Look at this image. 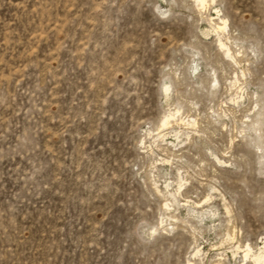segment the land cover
<instances>
[{"label": "rangeland", "instance_id": "rangeland-1", "mask_svg": "<svg viewBox=\"0 0 264 264\" xmlns=\"http://www.w3.org/2000/svg\"><path fill=\"white\" fill-rule=\"evenodd\" d=\"M261 248L264 0H0V264Z\"/></svg>", "mask_w": 264, "mask_h": 264}, {"label": "snow or ice", "instance_id": "snow-or-ice-1", "mask_svg": "<svg viewBox=\"0 0 264 264\" xmlns=\"http://www.w3.org/2000/svg\"><path fill=\"white\" fill-rule=\"evenodd\" d=\"M251 250H249L250 252ZM249 252L245 253V260H254L255 264H264V248H261L260 252L254 255H249Z\"/></svg>", "mask_w": 264, "mask_h": 264}, {"label": "bare ground", "instance_id": "bare-ground-1", "mask_svg": "<svg viewBox=\"0 0 264 264\" xmlns=\"http://www.w3.org/2000/svg\"><path fill=\"white\" fill-rule=\"evenodd\" d=\"M197 1L201 5H203L205 3V0H197ZM224 28H225V21L222 20V27H221V29H224ZM219 44H220L221 47H224L225 46L224 43L221 42V41H219ZM226 52L228 53V50ZM172 117H173V113L168 114L167 117H165V119L162 121V125H167L169 123V119L172 118ZM246 252H249V251L248 250H245V253ZM245 253H244V257H245ZM252 255H254V254H252ZM252 261L255 263L254 260H252Z\"/></svg>", "mask_w": 264, "mask_h": 264}]
</instances>
